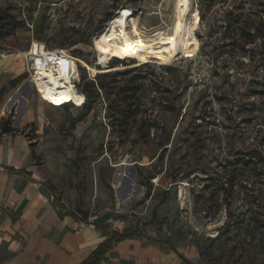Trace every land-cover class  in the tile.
<instances>
[{"label": "rangeland", "instance_id": "obj_1", "mask_svg": "<svg viewBox=\"0 0 264 264\" xmlns=\"http://www.w3.org/2000/svg\"><path fill=\"white\" fill-rule=\"evenodd\" d=\"M173 5L0 0L20 25L0 40V143L10 118L46 190L72 211L167 242L192 264H264V0H182L184 30L199 12L195 54L110 62L124 52L125 14L133 35L155 38ZM30 47L89 67L104 59L96 73L79 67L83 106L35 92Z\"/></svg>", "mask_w": 264, "mask_h": 264}, {"label": "crops", "instance_id": "obj_2", "mask_svg": "<svg viewBox=\"0 0 264 264\" xmlns=\"http://www.w3.org/2000/svg\"><path fill=\"white\" fill-rule=\"evenodd\" d=\"M53 196L30 161L26 139L5 136L0 143V264H83L112 232L130 236L112 242L95 264H184L167 245L122 230L108 216L85 221L69 215L72 210L61 200L68 211L59 213Z\"/></svg>", "mask_w": 264, "mask_h": 264}, {"label": "bare ground", "instance_id": "obj_3", "mask_svg": "<svg viewBox=\"0 0 264 264\" xmlns=\"http://www.w3.org/2000/svg\"><path fill=\"white\" fill-rule=\"evenodd\" d=\"M173 6L174 16L171 25L167 31L155 38L133 35L129 30L131 15L125 14L120 19V45L130 50L140 61L155 57L161 58L162 61H171L180 49H183L186 54H195L199 50V43L195 36V31L199 26V12L194 10L191 14L189 27L186 31L180 17L182 0H174ZM76 59L81 67L82 64L87 66L83 61L80 62L78 58ZM95 64H99L100 67L97 68ZM95 64L93 67L87 66L92 73L104 69L107 63L104 59H100ZM31 84H33L35 92L45 101L55 102L59 106L66 103H83L84 95L75 89L68 76L62 72H55L51 66L44 64L41 60H37L34 64L31 72Z\"/></svg>", "mask_w": 264, "mask_h": 264}, {"label": "trees", "instance_id": "obj_4", "mask_svg": "<svg viewBox=\"0 0 264 264\" xmlns=\"http://www.w3.org/2000/svg\"><path fill=\"white\" fill-rule=\"evenodd\" d=\"M20 28V25L18 24V22L16 21V19L7 14L6 11H1L0 12V40L2 41H11L15 38V33L17 31V29ZM124 50V52H122L119 55L115 56V52H114V56H112V58L110 59V62L112 60H114L115 57L121 58V59H126V58H130V50L122 48ZM114 57V58H113ZM119 75H122V73H120ZM80 83V82H79ZM78 90L80 93H82L83 95H85L86 93V89L83 85L78 84L77 85ZM92 87V84H91ZM134 92V90H132ZM86 98V97H84ZM83 104V103H82ZM81 105V104H80ZM78 119L73 120L72 122L75 123ZM11 119H1V128L4 134H12L13 132V128L11 127ZM33 145L30 144V148H32ZM15 171V170H13ZM52 204L53 206L58 210L59 213L63 212L66 213L68 211L67 207L60 201L59 198H55L53 196L52 199ZM69 215H79L81 217V219L83 220H87L88 219V214L82 210H77V211H69ZM118 236V237H117ZM130 235L129 234H125V233H121L118 234L117 232H112L110 237L91 255V257L86 260L83 264H95L96 262L98 263L100 259H102L103 257V252L106 251L110 246L112 242H118L121 241L125 238H128ZM160 243L165 244L168 246V248L174 252V254L182 260V262L184 264H191V262L189 260H187L180 252L177 251V249L164 241H160Z\"/></svg>", "mask_w": 264, "mask_h": 264}, {"label": "built area", "instance_id": "obj_5", "mask_svg": "<svg viewBox=\"0 0 264 264\" xmlns=\"http://www.w3.org/2000/svg\"><path fill=\"white\" fill-rule=\"evenodd\" d=\"M27 55L31 71H33L36 61L41 60L44 62V64L51 66L55 72H62L66 74L75 89L79 90L77 85L80 82L79 67L81 66V64L74 56L64 51H48L46 50V48H44L42 53L34 54L31 52V47ZM85 101L86 98H84L82 106L85 104ZM66 105H69V103L63 104L62 106ZM51 199H53V197H51Z\"/></svg>", "mask_w": 264, "mask_h": 264}, {"label": "water", "instance_id": "obj_6", "mask_svg": "<svg viewBox=\"0 0 264 264\" xmlns=\"http://www.w3.org/2000/svg\"><path fill=\"white\" fill-rule=\"evenodd\" d=\"M95 66H96L97 68H99V67H100V65H99V64H95Z\"/></svg>", "mask_w": 264, "mask_h": 264}]
</instances>
